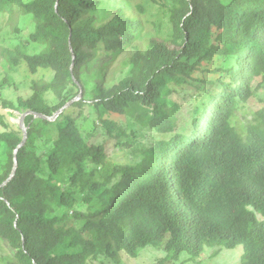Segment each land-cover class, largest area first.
Instances as JSON below:
<instances>
[{
  "label": "trees",
  "instance_id": "trees-1",
  "mask_svg": "<svg viewBox=\"0 0 264 264\" xmlns=\"http://www.w3.org/2000/svg\"><path fill=\"white\" fill-rule=\"evenodd\" d=\"M106 1L0 0V57L41 75L1 101L7 115L52 117L82 90L53 121L25 117L5 185L23 134L0 115L1 264H102L148 247L169 262L239 245L238 264H264V0H122L96 26ZM116 63L125 74L109 84ZM253 101L242 135L233 119ZM143 131L152 145L134 147Z\"/></svg>",
  "mask_w": 264,
  "mask_h": 264
},
{
  "label": "rangeland",
  "instance_id": "rangeland-1",
  "mask_svg": "<svg viewBox=\"0 0 264 264\" xmlns=\"http://www.w3.org/2000/svg\"><path fill=\"white\" fill-rule=\"evenodd\" d=\"M118 6H123L122 0H107L103 7H99L97 10L95 17L98 18V22L95 23L96 26H99L103 23H106L107 21L111 20L114 16V10ZM19 26L21 24L19 23ZM31 26H27L24 28L22 32V38L27 35L29 29ZM28 51L30 53H36L39 51V48L35 45H31L28 48ZM105 53L102 51V49H98L97 56L101 57L104 56ZM122 58V57H121ZM119 62V61H118ZM111 79L109 84L116 83L118 80H120L125 72L123 68L120 66V64L116 63L111 71ZM41 75L38 76H29L26 72V69L24 66H21L18 70L14 71L11 70L10 66L7 64V62L0 57V82L5 78L9 77L11 78L16 87H6V88H0V115L4 117L5 122L8 123V125H14L18 126V123L14 121L15 118L19 117L21 114L17 115V117L10 118L7 115V112L5 109L1 106L2 100H15L18 97H27L30 95V81L32 79H40ZM52 77V74L50 73H44L43 79L49 81ZM86 96L88 97V91L92 88L93 82L92 81H86ZM46 100L50 105H53L55 103V100L51 94H46L45 96ZM264 98V97H263ZM87 99V98H86ZM171 103L168 101V104ZM259 104H255V101L245 104L242 107L239 108V110L236 112L235 117L233 119V125L237 129V131L244 135V126L247 124V121L252 116L253 110L258 107ZM86 113H88V110H86ZM82 123V122H81ZM87 127H90V124H86ZM152 133L143 131L141 134H139V138L133 142L134 147H140L141 145L144 147H150L152 145ZM103 140V138H101ZM105 150L109 156V158L116 162H126L127 161V151H122L113 146V141L106 142ZM243 249L242 246L239 245L235 247L232 250L227 249H221L218 247L215 248H206L204 252L199 255L198 257L188 254H181L179 258L175 261H169V262H162L161 260L165 257V252L162 248L153 249L151 247L145 248L139 252L138 257L136 258H130L124 253H118L116 258H107L102 257L101 262L102 264H238L240 257L242 255ZM7 252L3 248L2 245H0V264L2 263V258L6 256ZM8 255V254H7ZM89 264H101L99 262L90 261Z\"/></svg>",
  "mask_w": 264,
  "mask_h": 264
},
{
  "label": "water",
  "instance_id": "water-1",
  "mask_svg": "<svg viewBox=\"0 0 264 264\" xmlns=\"http://www.w3.org/2000/svg\"><path fill=\"white\" fill-rule=\"evenodd\" d=\"M81 97H82V90H80L79 94L70 103L66 104L61 109H59L52 117H47V116H44V115H41V114H38V113H32V112L27 111V112L21 114L19 117L14 119V121L18 123V126H19V128H20V130H21V132L23 134V139H22L21 144L13 152V163H14V166H13V169H12V172H11L10 176L3 183V185L7 184L13 178V176L15 175V171L17 169V162H16L17 151H18V149H20L22 146L25 145L26 140H27V132H26L27 128L24 125L25 117H27L28 115H34L36 118H39V119H43V120H47V121H53V120H55L58 117V115L61 112H63V110L67 109L72 103L80 100Z\"/></svg>",
  "mask_w": 264,
  "mask_h": 264
},
{
  "label": "clouds",
  "instance_id": "clouds-1",
  "mask_svg": "<svg viewBox=\"0 0 264 264\" xmlns=\"http://www.w3.org/2000/svg\"><path fill=\"white\" fill-rule=\"evenodd\" d=\"M249 120H250V118H249Z\"/></svg>",
  "mask_w": 264,
  "mask_h": 264
}]
</instances>
